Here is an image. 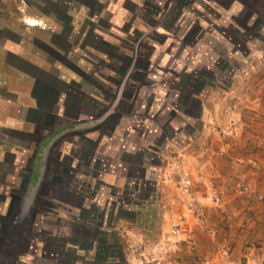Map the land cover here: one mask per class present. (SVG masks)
I'll return each instance as SVG.
<instances>
[{
	"label": "rangeland",
	"instance_id": "374dc122",
	"mask_svg": "<svg viewBox=\"0 0 264 264\" xmlns=\"http://www.w3.org/2000/svg\"><path fill=\"white\" fill-rule=\"evenodd\" d=\"M221 1L8 0L2 4L3 10L13 9L11 15L1 16L0 28L13 30L23 41L19 52L29 61L24 69L30 75L21 76L3 62L5 34L0 32V74L7 77L0 78V98L7 94L16 98L12 107L0 100L2 126L8 123L5 115L14 117L18 106L32 103L27 97L32 78L54 90L60 86L56 77L63 82L54 129L43 131L22 120L28 132L20 135L0 126V152L16 150L18 163L12 169L8 161L0 163L6 165L0 168V206H4L0 214L6 213L10 195H18L9 227L18 218L17 227L23 228L25 238L22 247L18 240V248L4 264H88L94 256L92 250L79 247L80 240L91 241L86 238L93 235V247L104 250L99 229H121L125 218L136 230L137 240L143 233L145 238L127 251H149L147 264H264V30L256 29L257 36L247 30L231 32L228 25L236 24L229 20L228 10L237 1L228 7ZM253 1L246 0L244 9L255 12L258 26L264 0ZM26 18L39 25H28ZM229 41L236 42L234 47ZM200 88L216 92L211 98L216 106L210 108V115L201 113L200 120H187L185 113L197 118L198 110L196 103L185 101V95ZM229 90L233 92L227 94ZM224 93L227 97L222 98ZM95 123L104 124L95 133L86 132ZM119 123H153L154 141L145 134L140 139L146 154L121 162ZM185 123L192 125L191 139L170 146L166 138L171 127H180L183 140ZM200 123L208 125L205 142L197 139ZM73 130L92 141L109 138L111 173L92 175L91 164L88 170L81 155L91 152V146H85ZM25 146L28 153L17 152ZM182 146L194 157L186 190L181 184L182 164L163 160L172 148L176 152L172 156L185 150ZM204 163L211 167L203 169ZM124 164L126 171L120 175L115 167ZM170 165L174 168L166 172ZM156 168L160 177L148 172ZM101 215L107 218L105 223H100ZM84 217L93 224L88 226L91 230L84 237L71 235V227L85 229ZM173 223L181 234H169ZM123 235L118 241L126 247ZM46 240L52 243V252L62 254L61 261L51 252L40 254ZM112 244L108 252L116 257L119 248ZM93 263L102 264L96 259Z\"/></svg>",
	"mask_w": 264,
	"mask_h": 264
},
{
	"label": "crops",
	"instance_id": "0c3cea01",
	"mask_svg": "<svg viewBox=\"0 0 264 264\" xmlns=\"http://www.w3.org/2000/svg\"><path fill=\"white\" fill-rule=\"evenodd\" d=\"M222 1L223 2L226 1V7H228L229 5H232L233 1H237L236 5H234L232 8H230L228 10V14L231 17L229 20H234L235 24H236V25H233V24L228 25L231 32H234L235 34H241L247 30V31L253 32V34L255 36H257V35H259V33L257 32L256 29L260 28L261 31L264 30V23H262V21L264 19V7L263 8L261 7V9L258 11V14L256 13L258 15V21H259V24L257 26L256 24H254V16H256L254 14L255 12L254 11H245V9H244V7L246 5V3H245L246 0L245 1L244 0H222ZM7 2H8V0H0V18H1V16L3 17V16L7 15V14H4V12H9L10 15L12 14L11 12H12L13 8L12 9L6 8L5 10L1 9L2 4H4V3L6 4ZM254 2H255V0L252 3H254ZM14 6H15V4H14ZM21 9L23 10V8H21ZM225 9H227V8H225ZM238 21H240L241 24H238ZM258 21L256 23H258ZM25 22L30 26L39 25V21L34 20L32 18H26ZM248 22H249V24H247ZM2 29L3 28H0V32L5 34V37H4L5 41L3 42V46H2L5 48L4 53H3V57H2L3 62L7 66H9L10 68L15 69L16 71H19V73H21L20 74L21 76H30L28 71L24 69V65L28 66L29 61L25 60L23 58V55L20 54V52H19L24 48L23 41L20 40L19 36H17V34H15L13 32V30H10V29L2 30ZM58 35H62V30H61V33L58 32ZM53 37H55V36H53ZM64 38H68V35H66V37H64ZM229 43L232 44V46L234 47L236 42L229 41ZM137 66H140V65L137 64ZM0 78H7V77L5 75L0 74ZM34 80L35 79L32 78V85L37 84L36 87L39 90L38 99L36 100V97L31 95L28 92L27 97L32 100V103L30 105H27L26 108L18 106V108H17L18 115L14 116V117L11 116L10 114L5 115L4 116L5 120L8 123H3L4 124L3 126H2V123H0V126L2 128H6L8 130V132H10V133L16 132V133H19L20 135H24V133L26 134L28 132L27 130H24L22 120L24 122L36 123L35 126H37L38 129L41 128L43 131H51L57 125L56 121H57V117L59 116V113H58V110L55 109V105L57 103L59 96L62 94V92H58L59 93L58 94L56 92V90L48 87L49 83L48 84L44 83V85H43L41 83L34 82ZM56 80L59 83H63L62 80H60L57 77H56ZM1 91L6 92V90H4V89H1ZM231 92H233V90H229L227 94H230ZM215 94H216L215 91H212V92H211V90L210 91H207V90L202 91V89L200 88L196 93L185 95L186 96L185 101L193 102L194 104L196 103L195 105H197V106H195V107H197V110H198V115H197L198 117L197 118H195V115H192L190 113L189 114L185 113L187 120L198 119V118H199L198 120H200L199 115H201V113H202V115H204L203 117H205V113L206 114L208 113L210 115L209 112L213 111V109H210V108L212 106H213V108H214V106H216V103L212 102V99L215 97ZM224 94L225 95H223L222 98L223 97L225 98V96L227 97V94L226 93H224ZM0 95H1V93H0ZM166 95H168V94H166ZM11 97H13V98H11ZM0 100L6 106H10L13 104L14 101H16V98H15V95H13V94H7L5 96H1ZM10 107H12V106H10ZM27 114H28V116H27ZM84 124H86V123H84ZM103 124L104 123H95L93 125H89L86 128V132L95 133L96 130H99ZM191 126L192 125L190 123H185L184 128H186V132H185L186 134H184V136L182 135L183 140L179 139L180 135H179L178 131L180 130V127H178V128L171 127V129H172L171 133L172 134L166 138V142L168 144H170V146H172V147H173V145H172L173 143H177V144L180 142H182L183 144L187 143L185 139H191V135H192V134H189V132L192 129ZM207 126L208 125L206 123H200L199 124V126H198L199 136H198V138L196 136L198 141L201 140V142H205V139H204L205 138L204 137L205 131H204V129H206ZM118 128L121 130L122 134L119 135V133H118L117 147H118V153L122 154V156L120 157V160L123 163H125V161H126L125 159H131V157L135 154L136 155L137 154H143V153L146 154V152L148 151L147 149H145L144 145L142 144L143 142H140L141 141L140 140L141 135H143V134L147 135V137H150L151 141H152L157 134V128L153 125V123L152 124L151 123H119ZM194 129H195V126L193 127V130ZM173 130H175V131H173ZM200 133H203V134L200 135ZM130 135L135 136L134 139H129ZM105 138L106 137H104L102 139L97 138V139H94V141H92L93 139H91V138H90L91 139L90 140L89 137H87V136L85 139L81 138L84 141L85 146H91V152H89L88 155L86 156L85 164L88 167V170L90 168L88 166V164L89 165L91 164L90 170L92 171L93 176L97 175L98 173L100 174V177H102L103 175L106 176L109 173H111V170L114 167L113 166L114 164H112L110 162L111 157H109L110 140L108 137H107V139H105ZM196 142H197V140H196ZM27 147L28 146L21 148L22 150L24 149L23 152L21 149L18 150L17 152H20L21 154L24 155V154L28 153ZM182 148L184 149L185 146H182ZM181 151L177 152V155H179L183 160V164L180 165L179 169H181L182 175H187L188 172H190L189 170H191V160L194 157L192 158L190 151L186 150V148L182 152ZM15 152H16V150L14 152L10 151V150L6 151V152H4V151L0 152V163L2 160H3L2 162H5V163H7V161H8L7 164L10 165V169H12L13 165L17 166L18 163H16L17 161H15L17 156L15 155L16 154ZM173 152L176 153L172 148L171 153L167 156H164L163 160L167 161V159H169L171 161V160L175 159L177 157V155L172 156ZM5 166L6 165H2V166H0V168H4ZM124 166H125V164L123 166L117 165L115 167V168H119L117 170H120V172H121L120 175H122L124 173L123 171H126V168ZM139 166H140V164H139ZM201 167L203 169H206L208 167H211V165L204 163L201 165ZM115 168H114V170H115ZM172 168H174V166L170 165L169 168H166V172L171 171ZM158 169L156 168L155 170H149L148 172L151 173L152 175H156L157 177H160V175H162L161 174L162 172L158 171ZM140 170H142V172H144L143 168ZM166 175H168V174H166ZM100 180L102 181V178ZM72 195H74L76 197L80 196L78 193H74V192H72ZM10 196H11V198L9 199L10 201H7V207L9 206L10 202H13L14 199H15V201H17L16 198L18 199V195L11 194ZM77 207H79V206H77ZM1 208L3 209L4 206L3 205L0 206V209ZM8 213H9V211H6V213L3 215L0 214V225H1V228H0V264H4V262L8 260V258L12 255V252L14 249H17L18 247H22L24 245V240H25V238L22 236L23 228L17 227L18 218L17 219L15 218V221L13 222L14 225H12L11 228L9 227L11 220H13L12 219L13 216L7 215ZM104 218H106V217H103V215L100 216V223L104 222L103 221ZM118 221L121 222V220H116V224L118 223ZM123 223H124V225H122ZM120 225L123 226L121 229H118L117 226H114V227L109 226V227L104 228V229H99L100 232H98V234L102 235L101 237L105 238V240H103V243L106 244V247L111 246V245H113L112 243H114L117 246V248H119L120 252H119V258L118 259L120 261L124 262L123 264H147L146 260H148V258L150 256L149 251L139 250V251L133 252V253L129 252L133 248L132 246L135 245L137 241H141L142 243L145 241L144 233L139 238L140 240H137V232H136V230H134V228H131L130 225H128V221L126 220V218L124 220H122V223H120ZM98 228H99V226H98ZM123 232L127 236V239H125L127 241L126 247H124L123 244L120 241H118L119 236H124ZM142 236H143V238H142ZM19 239L21 240V244L18 247H16L19 244V241H18ZM87 240H89V239L87 238ZM54 241H55V243H57L56 240H54ZM94 241L95 240H93V242ZM79 247L85 251L87 249H89V251L92 250V255L97 250V249H95L96 246L93 247V245H91L90 243H89V245L86 244L85 247L84 246H79ZM124 248L126 250H124ZM127 250H129V251H127ZM125 251H126V253H125ZM51 253L55 254L56 252L54 253L51 251ZM108 260H110V261L108 262ZM108 260H106L105 264H115L114 263L115 261H113L112 258H109ZM92 261H93V259H91V260L89 259L88 264H95ZM155 264H160V262H157Z\"/></svg>",
	"mask_w": 264,
	"mask_h": 264
},
{
	"label": "flooded vegetation",
	"instance_id": "af4514ba",
	"mask_svg": "<svg viewBox=\"0 0 264 264\" xmlns=\"http://www.w3.org/2000/svg\"><path fill=\"white\" fill-rule=\"evenodd\" d=\"M49 50H50V52L52 53V54H54V51L52 50V49H50L49 48ZM55 55V54H54ZM34 82H36L35 80H34ZM37 84H34V85H32L31 86V89H30V94L31 95H33V96H35L36 97V100L38 99V95H39V90L37 89ZM27 116H28V114H27ZM34 125L36 124V123H33ZM39 124V123H38ZM81 133H84V132H79V137L80 138H86V137H83V135L81 134ZM78 134V133H77ZM82 149V148H81ZM86 149V148H85ZM90 152V149L89 150H86L85 151V153H81V155H82V158H86V156L88 155V153ZM85 160V159H84ZM66 173V172H65ZM65 173L64 174H62V175H65ZM61 175V176H62ZM61 180V179H60ZM63 181V180H62ZM8 209H9V207H8ZM8 211V210H7ZM0 228H1V225H0ZM70 233H71V235L72 234H74V235H77V230L75 229V227H71V231H70ZM57 239V238H56ZM48 240H46V242H45V248L46 249H44L43 248V250H42V248H41V250H40V254L41 255H49L50 254V252L52 251L51 250V248H50V246L52 245V243L51 242H47ZM57 241V245H60V238H59V240L57 239L56 240ZM34 246H31V253L30 254H33L34 255V248H33ZM50 248V249H49ZM101 247H98V246H96V248L95 249H97L94 253H93V256L95 255V253L97 252V251H99V250H103L102 248L100 249ZM55 255V257L59 260V261H61V255L60 254H54ZM115 255H116V257H114V255L113 254H110V256H109V258H112L114 261H116L118 258H119V256H117L118 255V253H115ZM109 258H107V260L109 259Z\"/></svg>",
	"mask_w": 264,
	"mask_h": 264
},
{
	"label": "trees",
	"instance_id": "16d2710c",
	"mask_svg": "<svg viewBox=\"0 0 264 264\" xmlns=\"http://www.w3.org/2000/svg\"><path fill=\"white\" fill-rule=\"evenodd\" d=\"M60 84V86L58 87V89H56V92L58 93L59 91H60V88H62V85H63V83H59ZM63 89V88H62ZM61 92V91H60ZM83 130H85L84 128H83ZM73 133L74 134H77V133H79V131L77 130H73ZM67 168V167H66ZM65 172V166H63V173ZM60 178V177H59ZM15 203H16V201H15V199L13 200V202H10V204H9V209H8V211H9V213L7 214V215H9V216H11L12 215V208H13V206L15 205ZM8 216V217H9ZM84 220H86L85 219V217H84ZM86 223H85V225H86V227H84L85 229H83V230H79L78 228H76L75 227V229L76 230H78L77 231V235H79V234H82V236L85 234L86 235V233H88V231H89V229L91 230V228H92V226H93V224L91 223V222H87V220L85 221ZM95 225V224H94ZM87 226H90L91 228H89V227H87ZM87 229V230H86ZM84 237V236H83ZM87 239V238H86ZM88 239H91L92 241H88V242H83L82 240H80V246H84L85 247V245L86 244H88L89 245V243L92 245V242H93V240L95 239V237L92 235L91 237H89ZM103 248V247H102ZM110 248V247H109ZM120 252V251H119ZM109 256H110V254H109V252H108V247H106V248H104V250H99V251H97L96 253H95V255H94V259H93V261L96 259V260H99L102 264H103V262L104 263H106V260H107V258H109ZM118 256H119V253H118ZM92 261V262H93Z\"/></svg>",
	"mask_w": 264,
	"mask_h": 264
},
{
	"label": "built area",
	"instance_id": "2783aa9c",
	"mask_svg": "<svg viewBox=\"0 0 264 264\" xmlns=\"http://www.w3.org/2000/svg\"><path fill=\"white\" fill-rule=\"evenodd\" d=\"M174 162L179 164V165L183 164V160H182V158L179 155H177V157L174 159ZM181 184H182V188L184 190L189 188L190 182H189L188 178L186 177V175H183V177L181 178ZM169 234L173 235V236L181 234V228L178 227L177 223H173L171 225V227L169 228Z\"/></svg>",
	"mask_w": 264,
	"mask_h": 264
},
{
	"label": "water",
	"instance_id": "95a60500",
	"mask_svg": "<svg viewBox=\"0 0 264 264\" xmlns=\"http://www.w3.org/2000/svg\"><path fill=\"white\" fill-rule=\"evenodd\" d=\"M105 115H106V113H104L103 117H105ZM103 117H102V118H103Z\"/></svg>",
	"mask_w": 264,
	"mask_h": 264
}]
</instances>
